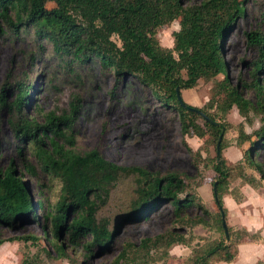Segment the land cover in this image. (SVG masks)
Instances as JSON below:
<instances>
[{
  "label": "trees",
  "instance_id": "trees-1",
  "mask_svg": "<svg viewBox=\"0 0 264 264\" xmlns=\"http://www.w3.org/2000/svg\"><path fill=\"white\" fill-rule=\"evenodd\" d=\"M243 13L242 0H201L192 4H185L184 0H0V37L16 38L32 29L40 52H46L48 46L67 71L97 60L100 70L112 74L115 80L111 95L116 83L126 77L153 87L154 95L177 114L182 134L204 137L195 151L187 150L195 166L201 164L214 173V210L210 211L193 195L180 196L186 184L176 172L159 175L142 167L121 166L105 159L96 149L77 152L73 127L80 109L79 97L71 96L66 110L60 114L46 112L39 122L26 115L32 102L29 77L8 76L0 85V114H6L13 137L20 144L17 155L21 156L24 148L34 164L22 158L21 172L10 160L0 170V245L34 240L36 237L30 234L5 236L3 232L23 230L35 222L56 256H64L68 247L81 248L83 257L88 258L92 251L109 247L120 222L142 221L159 205L167 203L172 206L175 223L189 229L188 235L179 228L164 229L137 245L125 244L109 264L153 263L168 257L174 245L190 248L180 264L229 263L236 257L240 241L258 240L257 232L248 234L226 223L227 209L223 204L224 195L236 202L242 198L238 186L229 187L232 181L239 179L240 185L256 188L264 180L261 163L255 160L258 152L264 150V33L245 34L258 57L251 64L250 82L240 88L252 93L253 100L246 98L238 85L231 84L222 56L224 36ZM173 20H177L178 28L171 33L172 45L162 46L154 32ZM34 58L29 53L28 63H33ZM218 75L222 78L216 81L214 89L215 94L222 93V98L214 103L213 110L212 99L199 108L178 102L176 90L180 93L198 80ZM232 106L247 125L253 122L250 112L259 123L249 133L242 123L234 126L235 146L241 152V159L234 162L222 155L226 146L224 133L231 127L225 116ZM245 167L258 178L247 174ZM37 170L59 182V194L52 204L34 199L23 179V172L36 175ZM122 178L132 181L131 197L117 209L115 217H97V210ZM192 206L198 213L189 216L185 211ZM197 225L217 236H196L191 229ZM194 239L202 242L191 246ZM22 264L30 262L24 260Z\"/></svg>",
  "mask_w": 264,
  "mask_h": 264
},
{
  "label": "rangeland",
  "instance_id": "rangeland-1",
  "mask_svg": "<svg viewBox=\"0 0 264 264\" xmlns=\"http://www.w3.org/2000/svg\"><path fill=\"white\" fill-rule=\"evenodd\" d=\"M201 0H184L185 4L198 3ZM243 15L237 17L225 34L222 43V56L226 63V70L231 84L238 85L243 95L252 99V93L240 88L243 83L250 82L249 72L252 61L258 57L254 46L248 44L245 34L250 32L264 33V0H242ZM177 20L155 30L154 34L160 45L171 47V33L177 30ZM118 45L119 41L112 36ZM39 43L33 40L32 29L26 33H20L16 38L0 37V85L6 77H29L32 82L30 95L32 102L26 109V115L42 121V116L49 111L60 114L67 109L71 96L77 95L80 100V109L74 122V148L77 152L96 149L107 160L121 166L142 167L150 172L164 175L167 172H176L184 180L185 193L193 195L195 201L201 202L208 210L213 211L211 182L214 173L201 164L195 166L191 151H195L202 143L204 137L194 134H182L179 119L172 108L166 107L156 95L153 87L141 85L133 77H126L122 82H117L113 95L110 90L115 82L112 74L105 73L98 67V61L92 60L83 65H75L73 71H67L57 59L49 52L41 53ZM29 53L35 55L33 63H28ZM222 75L210 80H198L189 88L181 89V100L192 107H201L208 100L211 101V110L214 103L220 101L222 93L215 94L214 85ZM253 119L252 125H247L237 109L232 106L225 116L231 127L224 133L225 148L223 157L230 162L241 157L240 150L235 147L236 130L234 126L242 123L246 133L258 126V121L253 113H249ZM6 114H0V170H3L10 160L14 162L17 171L22 172L21 159L26 158L31 164L34 159L29 151L23 148L24 156L17 155V140L13 137ZM198 122L201 123L200 120ZM213 153L212 146L209 147ZM204 156V152H201ZM255 160L261 163L264 170V150H260ZM246 168V167H245ZM248 174L258 176L252 169ZM23 179L33 194L34 199L41 198L52 204L59 194V182L53 178H47L37 170L36 175L23 172ZM264 184V182H263ZM239 185V179L232 181L229 187ZM132 181L122 178L111 189L106 201L97 210V217H115L117 209L123 207L129 199ZM245 186V185H244ZM262 186V185H261ZM247 188V187H246ZM248 190L249 198L247 207L250 213L246 221L253 224L257 217H264L261 208L264 201L257 199L262 191ZM264 191V189H263ZM45 205V204H44ZM262 205V206H261ZM41 209L37 210L39 213ZM122 212V211H121ZM120 212V213H121ZM189 216L198 213L192 206L186 209ZM119 213V215H120ZM240 219L236 216L235 220ZM228 222V220H227ZM235 226V225H234ZM179 228L188 235L184 226L175 223L172 206L161 204L142 221L127 220L120 222L114 232L111 244L107 249L94 250L84 258L83 250L65 248L64 256H56L52 247L41 234L38 224L31 222L23 230L4 231L5 236L30 234L36 237L34 240L4 242L0 245V264H22L24 260L30 264H109L111 260L123 249L125 244L137 245L140 240L151 237L154 234L169 228ZM196 236L210 239L217 236L212 230L197 225L191 229ZM49 237V235H48ZM202 241L194 239L191 246ZM245 248L243 249L244 252ZM169 256L146 264H180L190 253V248L182 245H174L169 251ZM247 255L253 254L252 250L245 251ZM258 260V259H256ZM242 262L240 264H256ZM125 264V263H121ZM237 264L238 261H237Z\"/></svg>",
  "mask_w": 264,
  "mask_h": 264
},
{
  "label": "crops",
  "instance_id": "crops-1",
  "mask_svg": "<svg viewBox=\"0 0 264 264\" xmlns=\"http://www.w3.org/2000/svg\"><path fill=\"white\" fill-rule=\"evenodd\" d=\"M236 147V146H235ZM237 148V147H236ZM238 149V148H237ZM241 155V152H240ZM241 159V157L237 156V160ZM248 167H246L244 170L248 174ZM254 176V174H251ZM256 177V176H254ZM258 178V176L256 177ZM264 180H260V185L256 188H251L248 185H238V188L240 190V193L242 194V198L240 201L236 202L234 201L229 195H224L223 196V204L227 209L226 212V223L236 229H242L248 234H252L254 232H257L259 235V239L255 241H248V240H243L238 243V253L236 257L233 259V261L229 263L225 262H219L217 264H240V261L242 262H252L256 259V264L259 262L260 264H264V217H259V212L256 210L257 217L255 221L258 222L256 224H252L249 221H246V217H248V214L250 213L249 208H254V207H247V201L249 198L248 190L252 189H257L256 192L259 193V191H262L260 194V197L258 196V200L261 198L264 201ZM262 185V186H261ZM247 187V188H246ZM262 206V205H261ZM261 210H264V206L261 208ZM264 215V212H263ZM238 217L240 219L239 222L233 221L235 220V217ZM228 220V222H227ZM235 225V226H234ZM245 248L244 252L243 249ZM249 249L252 250L254 253L247 255L245 251Z\"/></svg>",
  "mask_w": 264,
  "mask_h": 264
},
{
  "label": "water",
  "instance_id": "water-1",
  "mask_svg": "<svg viewBox=\"0 0 264 264\" xmlns=\"http://www.w3.org/2000/svg\"><path fill=\"white\" fill-rule=\"evenodd\" d=\"M176 96H177V100H178V102L180 103V102H181V96H180V94L177 92V90H176ZM189 109H193V108H192V107H189ZM195 112H196V113H200L199 110H197V109H195ZM205 120H207V119L205 118ZM219 139H220V138H218V140H217L216 146H217V144H218V142H219ZM222 225L224 226V222H222Z\"/></svg>",
  "mask_w": 264,
  "mask_h": 264
}]
</instances>
